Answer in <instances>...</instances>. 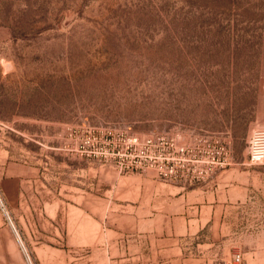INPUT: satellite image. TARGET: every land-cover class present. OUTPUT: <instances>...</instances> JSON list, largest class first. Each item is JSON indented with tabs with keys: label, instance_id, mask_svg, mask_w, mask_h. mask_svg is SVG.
<instances>
[{
	"label": "rangeland",
	"instance_id": "1",
	"mask_svg": "<svg viewBox=\"0 0 264 264\" xmlns=\"http://www.w3.org/2000/svg\"><path fill=\"white\" fill-rule=\"evenodd\" d=\"M257 127L264 0H0V264H264Z\"/></svg>",
	"mask_w": 264,
	"mask_h": 264
},
{
	"label": "crops",
	"instance_id": "2",
	"mask_svg": "<svg viewBox=\"0 0 264 264\" xmlns=\"http://www.w3.org/2000/svg\"><path fill=\"white\" fill-rule=\"evenodd\" d=\"M249 154V151H248ZM223 163L217 164L215 161H213V170H214V181H213V187L217 189L218 191H226L231 186H235V180L229 179V174L237 172H254L256 174V177L260 176V174H263V170L260 169H250L248 168V156L246 153L245 160H235L234 158H230V156L234 155V150L232 148L224 149L223 153ZM251 164V163H250ZM251 165H260V164H251ZM262 168H264L262 166ZM227 202H234L233 199L228 200V197L225 195Z\"/></svg>",
	"mask_w": 264,
	"mask_h": 264
},
{
	"label": "built area",
	"instance_id": "3",
	"mask_svg": "<svg viewBox=\"0 0 264 264\" xmlns=\"http://www.w3.org/2000/svg\"><path fill=\"white\" fill-rule=\"evenodd\" d=\"M181 151H183V148H181ZM249 161L251 164H264V127H257L253 130L250 141ZM21 246L24 247L22 244Z\"/></svg>",
	"mask_w": 264,
	"mask_h": 264
}]
</instances>
